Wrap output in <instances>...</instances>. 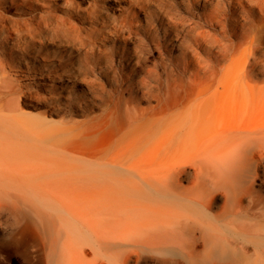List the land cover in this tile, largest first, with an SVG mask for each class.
I'll return each instance as SVG.
<instances>
[{
  "label": "bare ground",
  "instance_id": "bare-ground-1",
  "mask_svg": "<svg viewBox=\"0 0 264 264\" xmlns=\"http://www.w3.org/2000/svg\"><path fill=\"white\" fill-rule=\"evenodd\" d=\"M252 1L263 23L247 20L236 43L224 27L226 66L205 60L180 82L153 71L103 134L56 86L60 67L47 94L0 68V213L19 215L7 242L52 245L53 264H135L169 246L191 264H264V0ZM27 96L63 104V117L33 115Z\"/></svg>",
  "mask_w": 264,
  "mask_h": 264
},
{
  "label": "rangeland",
  "instance_id": "rangeland-1",
  "mask_svg": "<svg viewBox=\"0 0 264 264\" xmlns=\"http://www.w3.org/2000/svg\"><path fill=\"white\" fill-rule=\"evenodd\" d=\"M214 5L223 11L217 17ZM247 20L263 23L252 0H1L0 68L47 94L54 82L46 71L60 67L67 76L56 86H69L72 98H83L86 113L79 118L96 117L94 129L103 134L109 129L104 122L125 115L126 101L142 95L140 85L152 81L153 71L165 81V71L173 69L180 82L187 80L186 68L197 72L206 61L226 66L216 59L223 52L218 42H238ZM258 46L264 50V42ZM23 102L33 115L51 110L61 119L65 113L63 104L30 96ZM141 106L149 104L143 100ZM18 216L11 209L0 213V264H53L52 245L7 242ZM169 247L174 254L142 252L135 264H191L182 257L184 249ZM204 264L233 263L215 258Z\"/></svg>",
  "mask_w": 264,
  "mask_h": 264
}]
</instances>
